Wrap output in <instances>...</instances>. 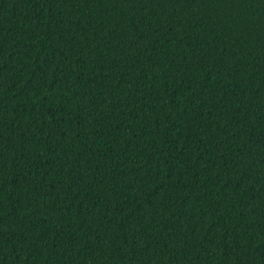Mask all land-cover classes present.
<instances>
[{
  "label": "trees",
  "instance_id": "obj_1",
  "mask_svg": "<svg viewBox=\"0 0 264 264\" xmlns=\"http://www.w3.org/2000/svg\"><path fill=\"white\" fill-rule=\"evenodd\" d=\"M0 264H264V0H0Z\"/></svg>",
  "mask_w": 264,
  "mask_h": 264
}]
</instances>
